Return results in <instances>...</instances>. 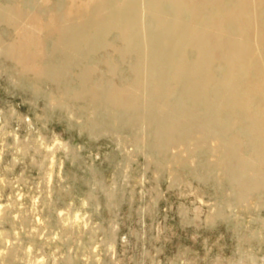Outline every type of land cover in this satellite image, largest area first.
<instances>
[{
  "label": "rangeland",
  "instance_id": "374dc122",
  "mask_svg": "<svg viewBox=\"0 0 264 264\" xmlns=\"http://www.w3.org/2000/svg\"><path fill=\"white\" fill-rule=\"evenodd\" d=\"M12 35L0 23V42ZM120 46L111 33L91 54L89 85L131 79L139 62L119 58ZM56 88L0 51V264H264V166L235 185L216 140L161 155L144 124L115 127L87 96Z\"/></svg>",
  "mask_w": 264,
  "mask_h": 264
},
{
  "label": "bare ground",
  "instance_id": "6f19581e",
  "mask_svg": "<svg viewBox=\"0 0 264 264\" xmlns=\"http://www.w3.org/2000/svg\"><path fill=\"white\" fill-rule=\"evenodd\" d=\"M49 1L0 4V23L13 33L0 51L14 60L19 75L46 77L71 99L87 96L115 127L124 119L130 127L144 124L161 155L174 143L202 148L216 140V164L239 174L235 185L244 184V173L260 172L264 0ZM111 33L121 42L114 49L119 58L132 54L139 66L131 67L122 87L89 85L87 62ZM111 59L105 60L109 73ZM73 73L76 87L70 85ZM236 129L255 137L259 147L243 148ZM258 180L264 185V177Z\"/></svg>",
  "mask_w": 264,
  "mask_h": 264
}]
</instances>
